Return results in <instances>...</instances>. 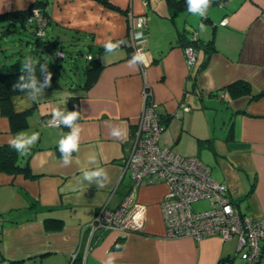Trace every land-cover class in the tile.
Segmentation results:
<instances>
[{
    "label": "crops",
    "instance_id": "1",
    "mask_svg": "<svg viewBox=\"0 0 264 264\" xmlns=\"http://www.w3.org/2000/svg\"><path fill=\"white\" fill-rule=\"evenodd\" d=\"M36 1L44 5L49 18L44 36L48 35L54 57L62 50L63 57L75 59L72 51L60 49L75 45L85 63L90 54L99 68L86 88L61 82L58 88H46L37 103L26 102L23 93L13 95L14 111L30 109L25 128L12 130L0 109V145L9 144L22 131L40 133L28 155L18 154L20 164L28 159L34 176L0 171V264H104L109 254L115 255V264H245L247 247L237 245L235 234L201 239L164 236L160 199L167 185L161 181L136 188L135 201L147 209L140 231L92 233L89 226L100 207L115 208L131 186L122 164L144 87L160 116L159 141L177 153L198 156L201 147L210 149L199 145V140L211 138V150L229 163L218 177L237 209L251 218L264 216V94L252 97L264 88V0L212 3L207 18L186 10L173 12L166 0H108L112 6L99 0H0V13L24 10ZM128 12L145 16L139 45L148 64L137 70L128 67L132 48L131 52L122 45L115 54H107L103 47L109 38L125 41ZM193 37L203 42L210 38L214 49L198 48L189 66L183 47ZM235 80L247 82L250 93L231 96L223 86ZM64 92L71 94L65 107L70 111L73 105L81 113L78 123L83 129L79 152L73 153L69 166L62 164L58 150L60 133L69 129L44 123L57 106L58 94ZM208 122H222L220 131H209ZM114 127L126 134L112 136ZM92 153L110 182L103 188L85 183L80 194L66 191L82 169L94 167L87 164ZM46 217L60 219V226L46 228ZM258 244L257 264H264V240Z\"/></svg>",
    "mask_w": 264,
    "mask_h": 264
},
{
    "label": "built area",
    "instance_id": "2",
    "mask_svg": "<svg viewBox=\"0 0 264 264\" xmlns=\"http://www.w3.org/2000/svg\"><path fill=\"white\" fill-rule=\"evenodd\" d=\"M229 0H213L212 3L222 6ZM128 44L135 52L142 49L140 40L134 39V33L145 28L143 14L127 13ZM26 20L35 23L37 33L42 35L47 24V18L39 7L33 6ZM221 24L225 20L220 21ZM192 39H196L193 37ZM187 65L196 60L197 48L193 44L183 47ZM90 54L86 57L90 58ZM142 91L143 102L137 115L134 127L130 133L131 144L124 160L123 170L129 173L131 186L120 203L113 209L102 206L95 213L90 223L92 233L95 231H114L118 235L140 231L144 217L139 224L133 221L138 206H144L136 200V188L147 182H165L167 190L160 199L163 216L164 236L174 238L190 236L201 239L209 235H220L228 238L236 235L239 247H247L245 264H257L261 259L259 242L264 240V216L251 218L237 209L228 196L225 183L213 179L210 169L195 155H183L173 151L161 143L158 138L162 132L160 116L156 111V103L152 100L147 87ZM183 109L188 106L182 104ZM52 116L45 120V124ZM207 207L193 210L192 203L202 199Z\"/></svg>",
    "mask_w": 264,
    "mask_h": 264
},
{
    "label": "clouds",
    "instance_id": "3",
    "mask_svg": "<svg viewBox=\"0 0 264 264\" xmlns=\"http://www.w3.org/2000/svg\"><path fill=\"white\" fill-rule=\"evenodd\" d=\"M213 0H186L187 11L193 16L199 18H207L208 9L210 8ZM201 31L204 30L205 25L199 24ZM134 39L143 40V33H134ZM126 41L113 42L109 38L103 45L105 53L115 54ZM39 62L28 56L21 64V75L17 82L13 85V91L23 93L24 100L29 103H37L43 97L46 88L51 87L52 73L48 70V65L39 64L40 74L43 77L38 78L36 69ZM148 56L142 49H137L132 58L128 61V67L137 70L140 65L147 66ZM71 97L70 93L64 92L58 94V102L56 108L52 111V119L47 122L50 127L60 128L61 126L69 129L67 133H60V140L58 141V150L61 156V162L64 166H69L73 163V153L79 152L81 133L83 131L82 125L78 123L81 118V113L78 110L68 111L65 107L67 100ZM126 133L119 127H114L111 130V135L114 137H122ZM40 138L39 132H19L16 136L10 139L9 145L16 150L21 156H26L30 153L32 147L38 142ZM87 164L94 167H85L82 169L81 175L75 180L74 183L66 185V191L71 193H82V187L85 183L87 185L95 184L97 188H103L110 182V177L105 168L100 166L99 160L95 153L89 154L87 157ZM137 211L133 216V221L139 224V221L146 214L145 206H138ZM115 255L109 254L104 264H115Z\"/></svg>",
    "mask_w": 264,
    "mask_h": 264
},
{
    "label": "trees",
    "instance_id": "4",
    "mask_svg": "<svg viewBox=\"0 0 264 264\" xmlns=\"http://www.w3.org/2000/svg\"><path fill=\"white\" fill-rule=\"evenodd\" d=\"M104 5L112 6V4L108 0H99ZM167 5L169 6L170 10L173 12L178 11H187V3L186 0H166ZM228 2V1H227ZM39 7L40 10L44 13V15L47 18V24L49 21L48 15L45 12L44 5L40 1L33 2L24 10H17V11H9V12H3L0 13V33L2 35H8L11 31V25L15 22H18L20 27L22 29L30 28L31 33L37 36H43L37 33V26L35 23H29L26 18L30 11V9L33 7ZM46 24V26H47ZM45 26V27H46ZM44 27V31H45ZM123 40L127 42V38L125 37ZM47 42V39L46 41ZM186 44H193L197 49L200 47H204L206 52L208 50H213L214 46L212 43V40L209 38L207 41L203 42L202 40H199L197 37L196 39H188ZM184 44V45H186ZM54 45V44H53ZM126 45L130 50V45ZM60 49H63V46H60ZM62 50L58 51L59 53L53 58L56 57L62 58L63 54L61 52ZM132 52V50H131ZM92 56V55H91ZM89 56L90 58H87L86 56V63L84 65L83 74H84V80H82V83H80L81 88L88 87L94 80L95 75L97 74V71L99 68V65L97 64V59ZM33 59L37 60L39 64H46L48 65V70L52 73V70H54L56 67L52 65L51 60L49 59V62L46 61L42 55H38V58H35L31 56ZM39 64L37 65L36 69V75L38 78L43 79V77L40 74ZM21 69L13 70V71H2L0 69V109L1 111L7 115L10 127L12 130H19L22 128L27 127V116L30 111V109L21 110V111H14L10 104V98L13 95L20 94L19 92L13 91V85L17 82L19 76L21 75ZM61 82L57 80L56 76L52 73V81H51V87L50 89L58 88L61 86ZM224 89H227L230 92L231 96H238L240 94H247L250 93L251 89L249 87V84L243 80H235L226 86H223ZM264 94V88L259 90V92H256L252 94V97L256 98ZM70 111L76 110L75 106L71 105ZM166 121V119H164ZM208 145L210 149L212 148V139H200L199 145ZM33 149V147H32ZM31 149V150H32ZM0 171L15 174V173H22L25 176L32 177V173L30 172L29 165H28V159L25 161V163L22 165L18 161V153L15 149L10 147L9 144H1L0 145ZM251 190V189H250ZM250 190L248 192H250ZM229 193V190H228ZM230 196V194L228 195ZM231 198V197H230ZM232 199V198H231ZM232 202L235 204V202L232 200ZM44 224L46 228H57L61 224V220L58 218H52V217H46L44 218ZM54 222V223H53ZM56 224V225H53Z\"/></svg>",
    "mask_w": 264,
    "mask_h": 264
},
{
    "label": "rangeland",
    "instance_id": "5",
    "mask_svg": "<svg viewBox=\"0 0 264 264\" xmlns=\"http://www.w3.org/2000/svg\"><path fill=\"white\" fill-rule=\"evenodd\" d=\"M47 36H37L31 33L30 28L22 29L18 22L11 25V31L8 35H2L0 33V69L4 71H13L21 69V64L24 59L28 56H33L38 58V55H42L49 62L51 60L52 65L56 67L52 70V73L56 76L57 80L60 82H67L69 84L82 83L84 80V75L82 68L85 65V59L82 57L84 54H77L76 47L68 46L69 44L63 45L65 48L64 53L67 51H72L74 56L71 61H69L68 56L59 58H54L53 47L45 42ZM33 48V50H32ZM69 49V50H68ZM79 49L85 52L84 47ZM222 122H208L207 129L211 132L218 133L220 131ZM198 159L200 162L204 163L210 169V175L213 179L220 181L218 177L222 174L223 170L226 168L225 163L229 164L225 160L224 156H220L218 153H214L213 150L208 147H201L199 149ZM225 160V161H224ZM193 210H203L206 207L205 200L193 201Z\"/></svg>",
    "mask_w": 264,
    "mask_h": 264
}]
</instances>
